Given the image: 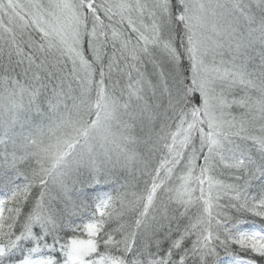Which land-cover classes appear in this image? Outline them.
I'll return each mask as SVG.
<instances>
[{
    "label": "snow or ice",
    "instance_id": "6c2138e0",
    "mask_svg": "<svg viewBox=\"0 0 264 264\" xmlns=\"http://www.w3.org/2000/svg\"><path fill=\"white\" fill-rule=\"evenodd\" d=\"M0 264H264V0H0Z\"/></svg>",
    "mask_w": 264,
    "mask_h": 264
}]
</instances>
